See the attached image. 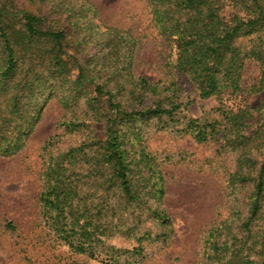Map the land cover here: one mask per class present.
I'll return each mask as SVG.
<instances>
[{
    "label": "trees",
    "instance_id": "obj_1",
    "mask_svg": "<svg viewBox=\"0 0 264 264\" xmlns=\"http://www.w3.org/2000/svg\"><path fill=\"white\" fill-rule=\"evenodd\" d=\"M142 5L146 22L135 35L103 23L88 0H0V158L22 150L44 105L56 100L65 116L41 148V216L71 251L93 257L102 238L131 231L125 211L143 206L161 227L169 222L148 205L166 192L148 149L150 123L153 134L221 141L220 150L236 154L227 185L250 191L244 205L234 201L236 210L206 226L199 264H264V99L251 108L255 125L248 107L216 109L220 120L180 115L194 100L184 98V87L219 102L264 91V0ZM148 40L162 44L148 63L159 68L151 79L132 66ZM247 62L258 68L249 85ZM107 249L119 264L121 252ZM124 252L145 257L141 244Z\"/></svg>",
    "mask_w": 264,
    "mask_h": 264
},
{
    "label": "rangeland",
    "instance_id": "obj_2",
    "mask_svg": "<svg viewBox=\"0 0 264 264\" xmlns=\"http://www.w3.org/2000/svg\"><path fill=\"white\" fill-rule=\"evenodd\" d=\"M88 1L96 8L98 19L105 24L124 25L135 35L144 28L146 18L141 14L142 0ZM95 22H98L97 18ZM161 45L145 41L136 53L138 60L132 63L133 70L146 78L157 76L159 68L148 63L155 58V46ZM92 52H96L95 49ZM243 73V80L249 85L256 81L258 68L247 62ZM183 90L184 98L194 100L181 110V116L206 115L214 120L219 119L216 109L234 112L248 107L252 113L248 121L254 125L257 120L251 108L264 99V91L258 94L244 92L231 98L225 96L219 102L214 98L201 100L190 89L184 87ZM262 113L264 116V109ZM64 116L57 101L49 100L22 150L14 157L0 158V264H112V251L108 247L121 252L117 259L119 264H199L206 226L214 225L217 219L236 210L234 201H237L236 205L246 202L249 185L238 191L227 185L236 158L232 148L225 146L220 150L221 141L197 144L188 136L153 134V123H150L146 129L150 131L148 149L164 175L166 192L160 201L154 203L151 199L148 205L165 211L169 222L165 228L161 227L143 206L125 211L133 223L131 231L120 230L102 238L103 244L93 257L76 254L54 236L41 216L38 202L44 162L42 144L55 134L57 124ZM93 134L101 136V127ZM157 234L163 235L157 238ZM139 244L144 248V258L124 252Z\"/></svg>",
    "mask_w": 264,
    "mask_h": 264
}]
</instances>
